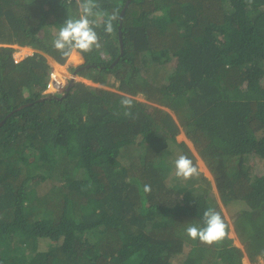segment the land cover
<instances>
[{
    "label": "trees",
    "instance_id": "obj_1",
    "mask_svg": "<svg viewBox=\"0 0 264 264\" xmlns=\"http://www.w3.org/2000/svg\"><path fill=\"white\" fill-rule=\"evenodd\" d=\"M94 2L101 47L69 70L104 87L59 99L47 56L73 51L53 41L76 0H0V264H264V173L246 164L264 160V0H129L121 18L127 0ZM13 45L36 51L14 63ZM208 208L226 224L211 245L185 231Z\"/></svg>",
    "mask_w": 264,
    "mask_h": 264
},
{
    "label": "clouds",
    "instance_id": "obj_2",
    "mask_svg": "<svg viewBox=\"0 0 264 264\" xmlns=\"http://www.w3.org/2000/svg\"><path fill=\"white\" fill-rule=\"evenodd\" d=\"M78 7L80 9L81 15L78 18H68L64 21L63 25L60 27L58 35L53 41V47L57 50H59L63 55H67L69 52H71L73 49L78 50L81 53L90 52L93 47L100 48L101 45L99 43V37L94 29L93 22L89 19L90 16L93 15V9L96 7V4L94 0H76ZM117 17L115 13H113L111 16L108 17L106 21H103L105 26V31L107 33H111L113 31V25L112 21L115 20ZM99 26V25H96ZM16 49L15 52L19 51V54H14L13 56H17L19 58V61H21L23 58L30 56L24 53V51L28 50L31 47L27 46H18L13 45ZM33 49V48H31ZM73 50V51H75ZM36 50L33 49L32 54ZM76 52V51H75ZM72 53V52H71ZM31 54V55H32ZM24 55V56H22ZM22 56V57H21ZM80 56V55H79ZM48 57V56H47ZM81 59H83L80 56ZM48 59V58H47ZM18 61V62H19ZM84 61V59H83ZM14 62V60H13ZM16 62V63H18ZM50 64V69L48 72L47 80L45 82L44 88L42 90V94L44 98L49 97H57L59 98L63 93L66 95L67 92H65L66 87L71 84L74 81H79L85 84H90L89 79H86L78 74H73L67 68V70L61 71L59 67H61L63 64L57 63L54 60H48ZM15 63V62H14ZM83 63V62H82ZM82 63L78 64L81 65ZM53 71L56 73L57 79H58V87L57 85L49 88L48 82L50 77V72ZM93 83H96L93 80H90ZM98 87H104L100 84H98ZM64 95V96H65ZM121 105L127 108H131L132 106V100L130 98L124 97L121 99ZM125 115H131V112H125ZM186 137V136H185ZM186 139V138H185ZM187 140V139H186ZM186 142V141H185ZM187 143V142H186ZM191 143V142H190ZM188 144V143H187ZM188 146L193 150V152L196 154L195 150L192 147V144H188ZM198 159H200L198 156H196ZM201 160V159H200ZM202 161V160H201ZM203 163V162H202ZM204 164V163H203ZM175 169H176V175L178 177H183L185 179L192 177L193 175L198 174V169L193 164L192 160L188 158L186 155H180L174 162ZM145 190H150L149 187L146 185ZM203 221L204 226L203 227H197L195 225H190L186 228L187 235L192 239H199L200 242L206 243V244H213L216 242H219L223 240L226 236V224L221 216V214L216 211L213 208H208L203 213ZM238 241V240H237Z\"/></svg>",
    "mask_w": 264,
    "mask_h": 264
},
{
    "label": "rangeland",
    "instance_id": "obj_3",
    "mask_svg": "<svg viewBox=\"0 0 264 264\" xmlns=\"http://www.w3.org/2000/svg\"><path fill=\"white\" fill-rule=\"evenodd\" d=\"M32 52H33V49H31V48H29L28 50L24 51V53H26L27 55H31ZM17 53H18V55H20L19 54V51ZM74 53H77V52H74ZM70 54H69L68 58L66 59V61L63 63V65L61 67H59V69L61 71L67 70V68H69V67L78 66V64H80V63L83 62V59H81V58H80L81 60L79 62L73 61L72 60V57H70ZM22 56H24V55H22ZM47 58H48V60H52V58H50V57H47ZM110 81L113 82L114 81V77H112ZM87 82L90 83V84H88L90 86H98L97 83H93L90 80L87 81ZM115 84H117L116 81H115ZM137 97L143 99L140 95H138ZM185 138L186 137H185V135H184V133L182 131L179 134H177L176 137H175L176 141H178V142H180V141H186L190 145L191 144L190 141L187 138H186L187 139L186 140ZM173 155L177 159L181 154H180V151L176 150L172 146L171 150H169L168 160H171V157ZM197 164H198L199 169L202 170L205 173L206 176H208L209 178H211L210 173L208 172L207 168L205 167V165L202 163V161L200 159L197 160ZM246 164H247V170H248V172L250 174H261V173H264V160L261 159V158H259L257 156H251L247 160ZM231 205L234 206V207L236 206L235 204H231ZM230 209L231 208H228L229 211H230ZM223 211H224V214L226 216V219L229 221V223H231L232 222V219L230 218L229 213L226 210H224V209H223ZM229 235L235 236V232L232 230L231 224H230V233H229ZM235 243L236 244H239V242L237 241V239L235 240ZM46 244L47 243L43 242L42 243V246L44 247ZM243 261H244L245 264H251L247 258L245 260H243Z\"/></svg>",
    "mask_w": 264,
    "mask_h": 264
},
{
    "label": "water",
    "instance_id": "obj_4",
    "mask_svg": "<svg viewBox=\"0 0 264 264\" xmlns=\"http://www.w3.org/2000/svg\"><path fill=\"white\" fill-rule=\"evenodd\" d=\"M128 2H129V0H127V3L123 6V8H122V10H121V12H120V15H119V17L121 18L122 17V15H123V13H124V11H125V7H126V5L128 4ZM118 39H119V48H120V54H119V56L120 55H122V53H123V41H122V38H121V31H120V23L118 24ZM117 60V59H116ZM76 73V70L73 72V74H75ZM69 89H70V86L68 85L67 87H66V90H65V92H67V91H69ZM65 94L63 93L60 97H59V99H61L63 96H64ZM4 121V119L0 122V125H1V123ZM233 220V219H232ZM246 259V258H245ZM244 259V260H245Z\"/></svg>",
    "mask_w": 264,
    "mask_h": 264
},
{
    "label": "built area",
    "instance_id": "obj_5",
    "mask_svg": "<svg viewBox=\"0 0 264 264\" xmlns=\"http://www.w3.org/2000/svg\"><path fill=\"white\" fill-rule=\"evenodd\" d=\"M13 60L14 62H18L19 61V58L17 56H13ZM58 87V79H57V76H56V73H54L53 71L50 72V77H49V82H48V87L49 88H52L54 86Z\"/></svg>",
    "mask_w": 264,
    "mask_h": 264
},
{
    "label": "crops",
    "instance_id": "obj_6",
    "mask_svg": "<svg viewBox=\"0 0 264 264\" xmlns=\"http://www.w3.org/2000/svg\"><path fill=\"white\" fill-rule=\"evenodd\" d=\"M73 52H75V51H73ZM77 55H78V53H77ZM78 57L80 58V56L78 55ZM73 60V59H72ZM74 61V60H73ZM77 61L79 62L80 61V59H77Z\"/></svg>",
    "mask_w": 264,
    "mask_h": 264
},
{
    "label": "bare ground",
    "instance_id": "obj_7",
    "mask_svg": "<svg viewBox=\"0 0 264 264\" xmlns=\"http://www.w3.org/2000/svg\"><path fill=\"white\" fill-rule=\"evenodd\" d=\"M14 54H18L17 52H15Z\"/></svg>",
    "mask_w": 264,
    "mask_h": 264
}]
</instances>
